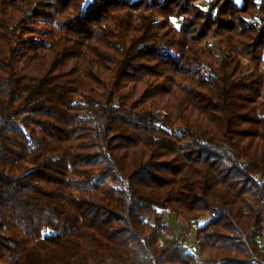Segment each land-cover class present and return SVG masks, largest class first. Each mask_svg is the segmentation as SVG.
Instances as JSON below:
<instances>
[{"label":"trees","instance_id":"1","mask_svg":"<svg viewBox=\"0 0 264 264\" xmlns=\"http://www.w3.org/2000/svg\"><path fill=\"white\" fill-rule=\"evenodd\" d=\"M263 236L264 0H0V264H264Z\"/></svg>","mask_w":264,"mask_h":264},{"label":"built area","instance_id":"2","mask_svg":"<svg viewBox=\"0 0 264 264\" xmlns=\"http://www.w3.org/2000/svg\"><path fill=\"white\" fill-rule=\"evenodd\" d=\"M190 236L191 235H188L187 237H190ZM258 246H259L260 249L264 250V236L260 239V242H259V245ZM196 264H204L203 263V256L200 253H198L196 255Z\"/></svg>","mask_w":264,"mask_h":264},{"label":"rangeland","instance_id":"3","mask_svg":"<svg viewBox=\"0 0 264 264\" xmlns=\"http://www.w3.org/2000/svg\"><path fill=\"white\" fill-rule=\"evenodd\" d=\"M180 220H181V222H180ZM180 220H179V223H180L181 225L185 226L186 221L183 220V219H180ZM186 227H188V230H189V231H187V233H185V235H186V234L190 235V231H192V229H194V226L191 227V225L187 222V226H186ZM183 232H186V230H185V231L183 230ZM188 235H187V236H188ZM190 237H191V236H190Z\"/></svg>","mask_w":264,"mask_h":264}]
</instances>
